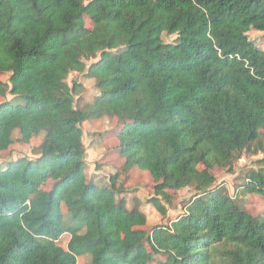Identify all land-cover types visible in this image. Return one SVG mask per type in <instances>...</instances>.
Instances as JSON below:
<instances>
[{
  "label": "trees",
  "instance_id": "trees-1",
  "mask_svg": "<svg viewBox=\"0 0 264 264\" xmlns=\"http://www.w3.org/2000/svg\"><path fill=\"white\" fill-rule=\"evenodd\" d=\"M250 31L264 32V0H0V153L42 134L34 159L0 166V264H264V212L211 173L261 148L264 50ZM70 72L94 80L92 101ZM101 117L116 119L122 169L151 178L162 216L166 190L195 189L169 225L142 228L128 174H86L80 125ZM240 194L264 198L263 168Z\"/></svg>",
  "mask_w": 264,
  "mask_h": 264
},
{
  "label": "rangeland",
  "instance_id": "rangeland-1",
  "mask_svg": "<svg viewBox=\"0 0 264 264\" xmlns=\"http://www.w3.org/2000/svg\"><path fill=\"white\" fill-rule=\"evenodd\" d=\"M85 25L87 28H91V22L88 18H85ZM248 36L251 40H255L260 44V47L264 50V32L250 31ZM175 38L174 35L162 34V40L165 43L171 42ZM95 59L86 61L87 65ZM1 80L7 82L8 74H2ZM73 81L80 83L83 87L82 103L92 101L94 95L97 93L94 86V80L85 77L84 74L77 72H70L67 75L66 82L70 85ZM8 97V95H6ZM3 97L0 95V101ZM82 129V142L86 149L85 155V172L89 176L100 180L102 183H106L109 179V175H117L119 184L124 177H127L122 169L124 159L119 155L117 145V133L119 131V124L114 117H101L96 119H87L81 123ZM42 134L32 136L29 143H21L17 140V135L14 134L13 144L3 150L0 153V166H4L7 161L15 160L18 157H27L34 159L35 155L32 151L41 142ZM261 148L256 152L242 151L238 158L234 159L230 169L214 167L211 170L212 175L215 177V185L224 187L227 190L229 196L239 202V204L252 216L260 215L264 212V198L255 195L247 194L242 196L240 194L241 185L244 182V174L246 171L254 169H264V162H260L264 159V130H260ZM128 180L123 182L126 188L122 193V197L125 199L127 209L131 207L138 208L145 214L146 224L143 229H149L156 225H169L184 211V205L195 194L196 191L193 187L188 186L177 193L172 190H166L170 196V201H166L162 196L161 203L166 210L165 216H162L160 212L149 203V199L154 197V183L149 176L141 173L139 170H132L128 174ZM49 187L45 185V188ZM119 196L117 195V198ZM65 212V207L63 206ZM69 234H63L59 240V245L66 248L69 240ZM89 254L78 257L77 264H87ZM163 259V257H157Z\"/></svg>",
  "mask_w": 264,
  "mask_h": 264
}]
</instances>
